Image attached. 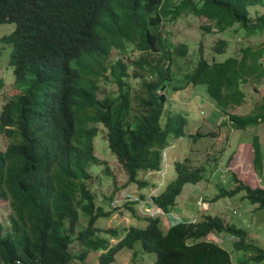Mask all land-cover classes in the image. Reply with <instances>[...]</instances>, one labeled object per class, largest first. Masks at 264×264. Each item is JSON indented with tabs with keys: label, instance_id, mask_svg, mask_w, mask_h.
Listing matches in <instances>:
<instances>
[{
	"label": "trees",
	"instance_id": "1",
	"mask_svg": "<svg viewBox=\"0 0 264 264\" xmlns=\"http://www.w3.org/2000/svg\"><path fill=\"white\" fill-rule=\"evenodd\" d=\"M257 6H264V0H0V24L13 25L0 36V62L13 69L18 90L0 109V134L8 141L0 148V202L9 209L7 219L0 221V264H85L96 252L97 264H110L125 248L138 251L137 242L142 252L155 255L153 264L264 261V247L250 240L237 218L226 221L211 212L162 228L159 213L138 216L131 200L124 205L142 223L121 229L100 226L110 211L96 201L88 182L97 164L94 137L99 124L106 129L108 149L128 175L126 185L139 189L149 184L139 174L162 170L164 152L175 139L196 142L215 136L186 134L187 114L166 107L174 90L193 85L219 106L218 117L234 129L264 122V94L250 114L229 112L245 101V84L264 78V40L257 46L241 45L223 60L215 55L226 52L227 40L216 42L210 60L199 48L201 55L181 86L175 84V70L188 46L173 45L166 30L169 22L192 16L204 19L200 29L205 33L234 29L250 37L264 32V14L250 13ZM130 52L138 55L125 61ZM47 70L57 83L47 85ZM106 84L117 90L102 92ZM252 145L254 163L261 168L256 135ZM187 161L173 162V177L158 185L146 206L170 213L184 185L204 178L206 167ZM231 174L236 186L219 183L213 200L236 201L239 196L240 203L245 199L253 204L264 220V188ZM81 216L85 223L78 228ZM211 234L222 242L209 239ZM228 241L231 249L222 244Z\"/></svg>",
	"mask_w": 264,
	"mask_h": 264
},
{
	"label": "rangeland",
	"instance_id": "2",
	"mask_svg": "<svg viewBox=\"0 0 264 264\" xmlns=\"http://www.w3.org/2000/svg\"><path fill=\"white\" fill-rule=\"evenodd\" d=\"M252 16L264 14V6L251 8ZM204 19H198L192 16H183L166 25V30L170 32L171 41L174 44L186 43L188 46L187 55L180 58L177 62L178 69L175 70L176 85H185L184 74L192 68L201 54L207 60L211 59L212 47L220 39L228 41V47L223 54H216V60H223L229 54L236 52L241 45L257 46L264 40V32L255 34L250 37H243L241 32H235L234 29L224 33H209L200 29ZM13 28L12 24H0V35ZM200 45V46H199ZM199 48L201 54L198 53ZM136 52H130L124 59L135 58ZM116 57V53L113 55ZM174 69V66H173ZM132 70H130L131 72ZM4 78L3 86L0 87V108L2 102L8 96L14 93L12 86V75L10 71L5 70L3 64L0 65V77ZM137 79V78H136ZM134 85L137 80L130 78ZM200 88V87H199ZM102 92H115L117 87L114 85H102ZM243 90L246 95L245 101L239 106L229 109V112L247 115L250 114L254 106L260 101L264 94V78L256 85L245 84ZM199 89L186 86L180 90H174L168 95L166 107L170 112L179 111L187 114L189 123L185 127L186 134H193L196 131L201 134L214 132L215 136H204L196 142H190L187 137L175 139L164 152L162 171L140 173L139 177L148 181V186L139 189L136 184L129 183L126 185L128 175L117 161L114 154L110 152L105 138L106 129L99 124L98 132L94 137L95 154L97 156L96 167H93L88 182L93 191L96 193V201L99 202L105 210L110 211L107 217L100 220L99 225L105 228L121 229L130 224L139 225L141 219H137L127 207L125 201L135 200L136 215L154 216L158 213L157 208L146 206V200L158 190V185H163L174 175L173 162L177 159H187V163L192 166L206 167L204 178L195 184L187 183L184 185L181 193L176 198V204L173 208L176 216L182 219L194 221L203 212L219 214L224 220L235 221L239 225L247 228L250 232V240L264 247V220L260 212L254 210V205L243 199L240 203L239 196L236 201L233 198L223 197L213 200L217 193V185L234 188L236 182L231 181L233 173L236 178L250 186H261L264 188V122L247 127L246 129H233L225 118L219 115L215 110L219 106L206 95L200 98ZM225 121V123H223ZM161 122H164L162 118ZM258 137L261 154L262 167L259 168L254 163V136ZM8 141L0 134V148H5ZM217 158V161L214 159ZM168 170L170 172H168ZM114 177V178H113ZM156 183L153 187L151 184ZM159 186V187H160ZM140 193L144 194L145 199L140 198ZM112 196V199L109 197ZM206 200H205V199ZM145 200V201H144ZM199 204V205H198ZM9 209L4 202H0V221L7 219ZM162 228L175 222L176 218L172 214L163 215ZM78 228H81L85 219L80 217ZM211 240L222 242L220 237L211 234ZM110 242H115L109 238ZM228 249H231V243H222ZM133 249L125 248L118 252L115 259L110 264H153L155 255L153 253H144L141 251L140 244L137 242ZM135 252V253H134ZM99 252L91 253L87 258V264H96ZM71 264H84L74 261ZM260 264H264L262 261Z\"/></svg>",
	"mask_w": 264,
	"mask_h": 264
},
{
	"label": "clouds",
	"instance_id": "3",
	"mask_svg": "<svg viewBox=\"0 0 264 264\" xmlns=\"http://www.w3.org/2000/svg\"><path fill=\"white\" fill-rule=\"evenodd\" d=\"M3 33H5V32H3ZM2 35V34H1ZM0 35V36H1ZM10 50H11V48H10ZM9 50V51H10ZM114 57V56H113ZM112 57V58H113ZM117 57V56H116ZM116 57H114V58H116ZM124 57V56H123ZM205 58V57H204ZM124 59V58H123ZM206 59V58H205ZM125 60V59H124ZM207 60V59H206ZM126 61V60H125ZM197 62V61H196ZM196 62H195V64H196ZM1 64H3L4 66H5V70H7V71H10L11 72V75H12V78H11V81H12V86L14 87V93L13 94H11L12 96L15 94V93H18V90L16 89V87H15V84H14V75H13V69H9V66H8V64L7 63H5V61L3 60V61H1L0 62V65ZM194 64V65H195ZM194 65L192 66V68L190 69V70H192L193 69V67H194ZM130 70H132V69H128V71H129V73H130V75H131V73H132V71L130 72ZM190 70H188V71H190ZM187 71V72H188ZM51 72H53L52 70H47L46 71V76L44 77V81L46 82L47 81V85L50 83V81H52V82H54V83H57V80H56V78H51L50 76H49V74L51 73ZM184 80V79H183ZM0 82H1V85H0V87L1 86H3V83H4V78L1 76L0 77ZM192 86V88H194L193 87V85H191ZM3 103L4 102H2L1 104L3 105ZM2 107V106H1ZM1 109V108H0ZM188 121H189V119H188ZM189 123V122H188ZM234 129V128H233ZM106 138V137H105ZM174 169V168H173ZM160 171H162V170H160ZM159 172V171H158ZM168 172H170L169 170H168ZM162 185V184H161ZM160 186V185H159ZM199 205V204H198ZM152 207H155V206H152ZM155 208H157V207H155ZM157 210H158V213L161 215V216H165V215H168V214H172L173 215V217H175L176 218V220H175V222H173V223H176L177 221H180V220H183L181 217H179L178 215L176 216L175 214V212H170V213H164V212H162V210L160 209V208H157ZM157 213V214H158ZM189 219V218H188ZM173 223H170V224H168V226L167 227H169L171 224H173ZM221 238V237H220ZM101 252V251H100ZM98 260V259H97ZM85 264H87V262L85 263ZM96 264H97V262H96Z\"/></svg>",
	"mask_w": 264,
	"mask_h": 264
}]
</instances>
